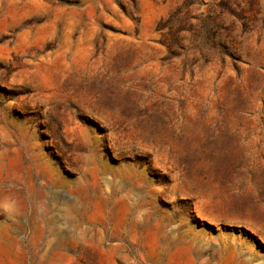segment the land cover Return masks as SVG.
I'll use <instances>...</instances> for the list:
<instances>
[{
    "label": "rangeland",
    "instance_id": "rangeland-1",
    "mask_svg": "<svg viewBox=\"0 0 264 264\" xmlns=\"http://www.w3.org/2000/svg\"><path fill=\"white\" fill-rule=\"evenodd\" d=\"M0 264H264V0H0Z\"/></svg>",
    "mask_w": 264,
    "mask_h": 264
}]
</instances>
